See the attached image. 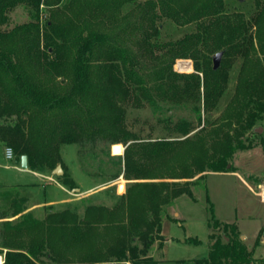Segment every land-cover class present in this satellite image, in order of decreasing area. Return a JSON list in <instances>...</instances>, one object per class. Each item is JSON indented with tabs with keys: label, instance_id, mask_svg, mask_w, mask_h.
<instances>
[{
	"label": "trees",
	"instance_id": "obj_1",
	"mask_svg": "<svg viewBox=\"0 0 264 264\" xmlns=\"http://www.w3.org/2000/svg\"><path fill=\"white\" fill-rule=\"evenodd\" d=\"M125 3L131 7L123 13ZM20 5L32 20L9 27V13ZM253 5L247 16L228 10L225 0H0V144L12 147L15 162L25 155L31 170L51 171L62 164V145L75 143L87 175L133 180L111 206L86 205L82 216L48 209L42 220L22 219L13 230L24 224L30 236L2 241L3 264L43 258L55 264H157L148 251L162 245L165 208L180 194L193 197L196 175L225 170L235 149L250 147L243 139L264 114V0ZM42 12L49 18L40 25ZM162 18L194 23L195 29L160 42ZM220 51L214 69L212 56ZM187 58L193 71L173 69L175 60ZM142 59L151 66L146 71ZM237 59L233 93L215 123L214 107ZM177 68L189 70L190 61ZM145 106L155 119L147 136L126 124L130 109ZM181 108L188 115L177 117ZM113 143L121 151L124 144L122 156L109 153ZM56 179L75 185L65 170ZM14 205L15 215L20 211ZM102 220L112 226L101 229ZM207 224L211 242L197 264H264L240 239L237 224L213 216Z\"/></svg>",
	"mask_w": 264,
	"mask_h": 264
},
{
	"label": "rangeland",
	"instance_id": "obj_2",
	"mask_svg": "<svg viewBox=\"0 0 264 264\" xmlns=\"http://www.w3.org/2000/svg\"><path fill=\"white\" fill-rule=\"evenodd\" d=\"M225 3L228 10H242L247 16L255 10L253 0H225ZM130 7V4L125 3L121 11L123 13L129 12ZM41 9L44 11L45 7L41 5ZM135 12L134 15H138V11L135 10ZM9 14V27L32 20L28 10L22 5L15 7ZM48 18V14L42 12L38 22L41 25ZM159 27L158 40L160 42L179 38L186 32H191L195 29L194 23L178 25L167 18H162L159 21ZM142 60L145 62L142 71H146L151 66H148L149 61ZM187 60L190 61L191 68L187 71L179 70L177 68L178 61ZM239 64L240 60L237 59L228 72L229 81L224 90L225 92L213 110V117L217 118L214 121L215 123H218V116L233 93ZM173 69L182 73L193 71L192 59L175 60ZM130 111V117L126 119L127 127L132 129V131L141 129L143 136H147L146 134L151 128L149 125L155 122L154 116L151 118V110L145 106L139 111L135 109H130ZM175 112L177 117L188 115L187 109L184 108L177 109ZM143 117H149L150 124L145 122ZM254 127L255 135L248 134L247 139H243L245 144H250V147L235 149L227 159L225 170L217 172L208 169L202 178H197L196 175L193 178L196 182L190 185L194 198L183 193L175 197L170 206H167L166 214H169L172 218L166 217L164 213L165 215H163L161 220V232L165 239L164 241L162 239V241L164 243L160 247L159 242H156L154 246H158L156 247L157 249L154 248L148 251V254L152 252L153 259L157 261V264H197L194 259L205 257L209 249L211 241L208 239L210 228L207 222L212 216L219 221H230L237 224L240 233L239 237L241 239L243 236L241 240H244L250 249L253 250L252 256L255 259L264 258V200L261 198V187L257 185V182H261L264 185V150L257 135L259 134L264 138V114L262 118L255 122ZM257 127H260L261 130L256 131ZM156 134L157 132L154 131L153 135L156 136ZM107 141L100 142V147L106 146ZM116 144L119 143L110 145L109 153L112 156H122L123 152L118 154L121 152V148L118 149ZM121 145L124 146V144ZM2 146L0 144V193H6L5 196L0 195V216H3L0 223H5L4 227H0V255L2 257L6 251L5 247H1L2 241H6V243L11 240L19 242V240L26 241L29 238V231L24 224L20 226L21 231L16 229L15 233L13 230L18 227L19 221L22 219L27 218L31 223L42 220L48 209L53 212L58 211V209H68L77 211L82 216L86 205L111 206L117 203L119 195L133 181L132 179H126L122 175L113 179H108V174L105 177L87 175L83 171L80 162H78V146L75 143H65L61 147V162L63 165L61 163L58 164L61 165L62 170L64 168L75 182L74 187L69 188L59 181L57 184L46 178L45 174L48 173L51 179L57 180L56 177L60 174L55 175L52 170L43 169L38 171L30 168H16L14 163H12L15 162L14 156L6 159ZM15 163L20 164L19 162ZM163 165L162 163L161 166ZM165 166L168 167L167 164ZM96 180L101 184L94 190H97L95 195L87 199L82 198L80 199L81 201L71 204L69 192L77 191V186L82 189L91 186ZM176 180L182 181L183 179ZM119 190H122V192L120 193ZM13 201L15 202L14 208L20 211L15 215L12 213L13 207L11 203ZM50 202L52 206L48 205ZM175 211L177 212L176 215H174ZM114 220L113 224L118 221ZM97 224L102 229L104 225L111 223L102 220L97 222ZM192 237L197 238L200 242L184 241ZM72 258L77 259L73 256ZM253 263L256 264L255 261ZM39 264L55 263H48L43 258L42 263Z\"/></svg>",
	"mask_w": 264,
	"mask_h": 264
},
{
	"label": "crops",
	"instance_id": "obj_3",
	"mask_svg": "<svg viewBox=\"0 0 264 264\" xmlns=\"http://www.w3.org/2000/svg\"><path fill=\"white\" fill-rule=\"evenodd\" d=\"M121 145V144H120ZM122 146V151L120 152V153H118V154H121L122 152H123V149H124V146L123 145H121ZM3 147V153L5 154V146H2ZM6 158V157H5ZM7 159V158H6ZM10 159V158H9ZM12 163H14V166L17 168H19V169H22L21 168V164H17V163H15V162H12ZM28 168V167H27ZM26 168V169H27ZM45 176H47L46 178H48L49 180H51V181H53V182H58L57 180H53V179H51V176L48 174V173H46L45 174ZM163 180H169V178H167V177H163L162 178ZM258 184V186L259 185H262V183L261 182H257ZM58 184V183H57ZM99 184H101L98 180H96V182L94 183V184H91V186H88V187H85L84 189H82V188H80L79 186H77V191H75V192H69L70 193V195H71V197H70V201H72V203L71 204H75L77 201H81L80 199H87V198H91V196H93V195H95V193H97V190L96 191H94L97 187H98V185ZM9 185H16V184H9ZM61 186H63L62 184H60ZM17 186H20V185H17ZM21 187V186H20ZM64 187V186H63ZM120 191V193L122 192V190H119ZM120 193H118V194H120ZM97 197V196H96ZM102 197V196H101ZM52 203L50 202V203H48V205H51ZM52 206V205H51ZM170 206V205H169ZM166 210H167V207L165 208ZM177 214V212L175 211L174 212V215H176ZM2 216V215H1ZM166 217H168V218H172L169 214H166ZM176 218V217H175ZM3 218H0V221L2 220ZM173 219H174V217H173ZM4 226V225H3ZM0 227H2V224L0 223ZM165 239H164V237H163V241H164ZM163 241H161L162 242V245H163ZM162 245H160V247L162 246ZM156 247H158V246H156ZM155 246H153L152 248H151V250H153L154 248L155 249H157ZM148 255H150V256H152V258H153V254H152V252L151 253H149Z\"/></svg>",
	"mask_w": 264,
	"mask_h": 264
},
{
	"label": "water",
	"instance_id": "obj_4",
	"mask_svg": "<svg viewBox=\"0 0 264 264\" xmlns=\"http://www.w3.org/2000/svg\"><path fill=\"white\" fill-rule=\"evenodd\" d=\"M221 54H222V51H220V52H216L215 54H213V56H212V62H213V68L215 69V68H217L218 66H219V64H220V60H221ZM261 130V128L260 127H257L256 128V131H260ZM20 164H21V168L22 169H24V168H27V163H26V156L25 155H22L21 157H20V162H19ZM62 167H61V165L60 164H57V166L52 170V173L53 174H55V175H57V174H61L62 173ZM243 237V236H242ZM242 237H241V239H242ZM153 264V263H152Z\"/></svg>",
	"mask_w": 264,
	"mask_h": 264
},
{
	"label": "built area",
	"instance_id": "obj_5",
	"mask_svg": "<svg viewBox=\"0 0 264 264\" xmlns=\"http://www.w3.org/2000/svg\"><path fill=\"white\" fill-rule=\"evenodd\" d=\"M179 62V61H178ZM5 157L12 158L13 157V149L10 146L5 147ZM261 187V198L264 200V185H259ZM3 257L0 255V264H3ZM126 264H131L130 261L126 260Z\"/></svg>",
	"mask_w": 264,
	"mask_h": 264
}]
</instances>
